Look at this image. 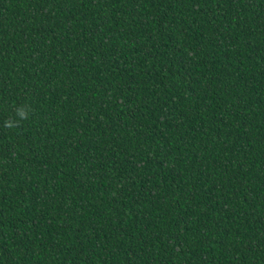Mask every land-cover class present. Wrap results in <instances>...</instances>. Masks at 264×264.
<instances>
[{
    "label": "trees",
    "instance_id": "trees-1",
    "mask_svg": "<svg viewBox=\"0 0 264 264\" xmlns=\"http://www.w3.org/2000/svg\"><path fill=\"white\" fill-rule=\"evenodd\" d=\"M0 264H264V0H0Z\"/></svg>",
    "mask_w": 264,
    "mask_h": 264
},
{
    "label": "clouds",
    "instance_id": "clouds-1",
    "mask_svg": "<svg viewBox=\"0 0 264 264\" xmlns=\"http://www.w3.org/2000/svg\"><path fill=\"white\" fill-rule=\"evenodd\" d=\"M33 111L34 110L31 108L30 105H20L16 108L15 118L9 116L7 119L4 120L3 128L11 130L20 127L21 122L28 120Z\"/></svg>",
    "mask_w": 264,
    "mask_h": 264
}]
</instances>
